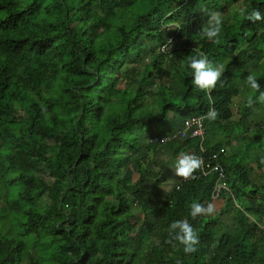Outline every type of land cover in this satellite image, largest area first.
<instances>
[{
    "label": "trees",
    "instance_id": "1",
    "mask_svg": "<svg viewBox=\"0 0 264 264\" xmlns=\"http://www.w3.org/2000/svg\"><path fill=\"white\" fill-rule=\"evenodd\" d=\"M242 7L264 15V0H0V264H264V157L232 132L263 140L245 78L264 91V20ZM209 12L219 43L200 35ZM200 53L223 67L210 93L192 85ZM199 116L203 136L154 141ZM201 145L233 147L219 157L231 224L190 216L215 172L162 171L161 157ZM176 220L198 232L195 253L170 234Z\"/></svg>",
    "mask_w": 264,
    "mask_h": 264
},
{
    "label": "clouds",
    "instance_id": "2",
    "mask_svg": "<svg viewBox=\"0 0 264 264\" xmlns=\"http://www.w3.org/2000/svg\"><path fill=\"white\" fill-rule=\"evenodd\" d=\"M239 15L242 18L251 21L253 23H255L256 21L264 20V15H262L259 9H252L249 11L247 8L242 7L239 9ZM208 16L209 19L207 21V24L200 29V35L202 38H206L207 40L213 43H219L218 38L222 32V27H223V21L221 15L219 12H209ZM188 67L192 69V77H193L192 85L195 88L206 93H210L216 87L223 73L222 66L213 65L208 60V58L204 56L202 53L198 54L197 56L190 57ZM245 83L252 90L253 93H259L258 96L249 95L246 100V106L252 108L257 102L264 103V91H261V85L258 82L256 75L252 73L248 74L245 78ZM258 109H262L263 114L261 116H264V106L263 105L259 106ZM217 115L218 113L216 112L215 109H209V111L206 114L207 118H209L210 120H215ZM260 123L261 122L257 121L254 125L260 128L259 127ZM260 126L261 128L264 129V124L261 123ZM239 146L236 147H238L239 149ZM201 147H203L204 150L201 149L202 154H199L198 156L181 153L177 157L175 161V165L173 167L175 171V175L177 177H181V179L183 180L191 178L194 173H197L196 171L203 168L204 162L199 157L200 155H203L206 159H209L214 153H218L219 154L218 158L214 160L211 163V165L212 166L220 165V168L218 169H220L223 173V177H221L222 179L219 180V170H215L213 168H209L210 171L207 175H201V176H209L214 172L216 173L217 177H216L215 186L219 182H222L224 183L225 188L221 189L218 197H213V193H212L211 201L215 199L217 200L222 199L225 196V201L227 203V194L228 193L232 194V193L229 184L227 183V174H226L225 166L223 165V163L219 161V157L221 153L227 154V152H230V148L229 146L225 145L219 148L218 150H213L211 152H208L206 151L205 145H201ZM222 149H224V151H221ZM259 151L260 153H263L262 148H259ZM250 163L256 165L253 159L250 160ZM211 201L206 202V204H208L207 206H204L199 202H195V201L192 202L189 205L190 216L193 219H196L198 216L201 215H212L215 209L214 206L210 203ZM169 232L170 234H173L174 240L179 241V243L184 246L183 251L185 254H192L198 250L197 246L200 243L199 234L187 220L173 221L169 225Z\"/></svg>",
    "mask_w": 264,
    "mask_h": 264
},
{
    "label": "rangeland",
    "instance_id": "3",
    "mask_svg": "<svg viewBox=\"0 0 264 264\" xmlns=\"http://www.w3.org/2000/svg\"><path fill=\"white\" fill-rule=\"evenodd\" d=\"M244 87L245 86H243V89H245L246 93H248V92L251 93V91L247 87H245V88ZM244 101H245V96L243 95V93H242V95L234 98L233 108H234L235 112L238 111V109L241 106V103ZM262 105L264 106V103H262ZM252 108H251V110H252ZM253 109L255 111L254 116L257 118V121L264 124V116H261L263 114L262 109H257V108H253ZM252 125H254V124H252ZM253 128L254 127H252V129ZM256 131H257V129L251 133L246 132V134H245V133H243L244 131L242 129V126H235V128L232 130L233 133L237 132V134H240L242 136V139H243L242 140V146L244 148L250 146V151H252V152L254 151L256 154H260L259 156L262 157V156H264V152L260 153V152H258V149L262 148L264 150V136L262 138L263 140L257 139L256 138ZM233 141H235V140H233ZM229 148L231 151L233 150L232 147H229ZM236 148L238 150V147H236ZM160 163L164 164V169H162L163 173L166 174L168 180H172L175 176V171L173 169V167H174L173 163L168 160L167 156L161 157ZM159 168H160V165H157L156 169L159 170ZM215 200H216L215 203L212 204L214 206V209H215L213 214H216V212H221L222 220H225L228 224H231L233 221V218L230 215L231 210L228 208L226 209L227 203L225 201V196L222 199H218V200L215 199ZM207 205L208 204H205L204 206H207Z\"/></svg>",
    "mask_w": 264,
    "mask_h": 264
},
{
    "label": "built area",
    "instance_id": "4",
    "mask_svg": "<svg viewBox=\"0 0 264 264\" xmlns=\"http://www.w3.org/2000/svg\"><path fill=\"white\" fill-rule=\"evenodd\" d=\"M186 135H189L191 137H195V136L201 137L204 135V125H203V117L202 116L187 118L184 122V128L182 130H179L172 135H164V136L156 137V138H154V141L165 142V141L171 140V137H175V136L184 137ZM201 149L204 150L203 147H201ZM221 151H224V149H222ZM218 156H219L218 153H214L209 159H206L203 155H200L199 157L204 162L203 168L199 169L197 171V173H194L191 178H195L196 176H201V175H207L210 171L209 168H213L215 170H219V180L222 179L221 177H223V173L220 169H218V168H220V165H217V166L211 165V163L214 160H216L218 158ZM222 188H225V185H224V183L219 182L215 186V189L213 192V197H218Z\"/></svg>",
    "mask_w": 264,
    "mask_h": 264
},
{
    "label": "crops",
    "instance_id": "5",
    "mask_svg": "<svg viewBox=\"0 0 264 264\" xmlns=\"http://www.w3.org/2000/svg\"><path fill=\"white\" fill-rule=\"evenodd\" d=\"M210 203H211V204L215 203V200H212Z\"/></svg>",
    "mask_w": 264,
    "mask_h": 264
}]
</instances>
